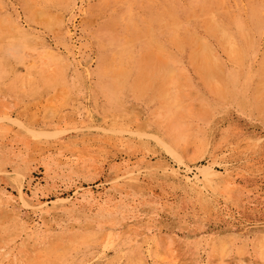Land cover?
I'll return each instance as SVG.
<instances>
[{
  "label": "rangeland",
  "instance_id": "rangeland-1",
  "mask_svg": "<svg viewBox=\"0 0 264 264\" xmlns=\"http://www.w3.org/2000/svg\"><path fill=\"white\" fill-rule=\"evenodd\" d=\"M0 264H264V0H0Z\"/></svg>",
  "mask_w": 264,
  "mask_h": 264
},
{
  "label": "bare ground",
  "instance_id": "bare-ground-1",
  "mask_svg": "<svg viewBox=\"0 0 264 264\" xmlns=\"http://www.w3.org/2000/svg\"><path fill=\"white\" fill-rule=\"evenodd\" d=\"M172 76V75H171ZM160 142V141H159ZM161 143V142H160ZM161 145L165 146V144L161 143ZM170 147V146H169ZM170 149V148H169ZM171 150V149H170ZM173 150V149H172Z\"/></svg>",
  "mask_w": 264,
  "mask_h": 264
}]
</instances>
